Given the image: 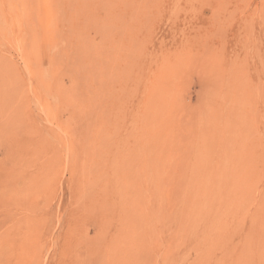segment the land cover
<instances>
[{
	"label": "rangeland",
	"instance_id": "1",
	"mask_svg": "<svg viewBox=\"0 0 264 264\" xmlns=\"http://www.w3.org/2000/svg\"><path fill=\"white\" fill-rule=\"evenodd\" d=\"M95 1L0 0V264H264V0Z\"/></svg>",
	"mask_w": 264,
	"mask_h": 264
},
{
	"label": "bare ground",
	"instance_id": "2",
	"mask_svg": "<svg viewBox=\"0 0 264 264\" xmlns=\"http://www.w3.org/2000/svg\"><path fill=\"white\" fill-rule=\"evenodd\" d=\"M66 1H67V0H66ZM94 1H95V0H94ZM94 1H93V2H94ZM115 1H116V0H115ZM118 1H120V0H118ZM130 1H131V0H130ZM130 1H129V2H130ZM136 1H137V0H136ZM136 1H135V2H136ZM143 1H144V0H143ZM170 1H171V0H170ZM172 1H173V0H172ZM91 2H92V0H91ZM93 2H92V3H93ZM96 2H97V1H95V4H98V3H96ZM125 2H126V1H125ZM146 2H147V1H145V3H146ZM101 3H102V2H101ZM147 3H148V2H147ZM83 4H84V2H83ZM137 4H138V3H137ZM139 4H143V3H139ZM85 5H86V4H85ZM108 5H109V4H108ZM124 5H125V3H124ZM171 5H172V4H171ZM171 5H170V6H171ZM92 6H93V4H92ZM84 7H85V6H84ZM93 7H94V6H93ZM98 7H99V4H98V6H96V8H98ZM139 7H140V6H139ZM82 8H83V7H82ZM96 8H95V9H96ZM108 8H109V7H108ZM160 8H161V7H160ZM136 9H138V8H136ZM168 10H169V9H168ZM174 10H175V9H174ZM78 11H79V10H78ZM170 11H171V10H170ZM76 12H77V11H76ZM158 13H159V12H158ZM140 15H141V13H140ZM135 16H136V15H135ZM72 17H73V15L71 16V18H72ZM106 18H107V17H106ZM135 18H136V17H135ZM102 19H103V18H102ZM102 19H101V20H102ZM108 19H109V18H108ZM108 19H106V20H108ZM168 19H169V18H168ZM91 20H92V19H91ZM93 20H94V19H93ZM93 20H92V21H93ZM101 20H98V21H100V23H101V22H103V21H101ZM98 21H97V22H98ZM108 21H110V20H108ZM145 21H146V20H145ZM73 22H74V21H73ZM89 22H90V21H89ZM75 23H76V22H75ZM91 23H92V22H90V24H91ZM111 23H112V22H111ZM88 24H89V23H88ZM97 24H98V23H97ZM93 25H94V23H93ZM99 25H100V24H98V26H99ZM95 26H96L95 29H97L98 26H97V25H94V27H95ZM91 27H92V25H91ZM93 29H94V28H93ZM99 29H100V26H99ZM112 29H114V28H112ZM116 30H117V29H116ZM102 32H104V31L102 30ZM110 32H111V31H110ZM110 32H109V34H110ZM139 32H140V30H139ZM106 33H107V32H106ZM103 34H104V33H103ZM106 36H107V35H106ZM106 36H105V34H104V37H106ZM104 37H103V38H104ZM88 50H89V49H88ZM92 50H93V49H92ZM134 50H135V49H134ZM138 51H139V49H138ZM88 52H89V51H88ZM91 52H93V51H91ZM91 52H90V53H91ZM93 53H94V52H93ZM140 53H141V52H140ZM140 53H139V54H140ZM126 56H127V54H126ZM90 57H92V58H95V57H96V58H97V56H95V57L92 56V53H91V56H90ZM95 61H96V60H95ZM136 61H138V60H136ZM100 62H101V61H100ZM101 63H102V62H101ZM102 64H103V63H102ZM131 64H132V62H131ZM127 67H128V66H127ZM130 68H132V67H130ZM130 68H129V69H130ZM131 70H132V69H131ZM136 72H137V71H136ZM224 157H225V156H224ZM223 159H224V158H223ZM221 173H222V172H221ZM221 176H222V175H221ZM212 189H213V188H212ZM208 191H210V190L208 189ZM228 195H229V194H228ZM228 198H229V197H228ZM229 199H230V198H229Z\"/></svg>",
	"mask_w": 264,
	"mask_h": 264
}]
</instances>
